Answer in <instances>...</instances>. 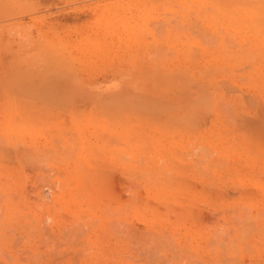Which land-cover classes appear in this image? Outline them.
Listing matches in <instances>:
<instances>
[{"label": "rangeland", "instance_id": "374dc122", "mask_svg": "<svg viewBox=\"0 0 264 264\" xmlns=\"http://www.w3.org/2000/svg\"><path fill=\"white\" fill-rule=\"evenodd\" d=\"M106 1L0 0V264L103 231L134 262L144 230L148 258L190 264L194 204L264 198V0H161L140 31L107 29Z\"/></svg>", "mask_w": 264, "mask_h": 264}, {"label": "crops", "instance_id": "0c3cea01", "mask_svg": "<svg viewBox=\"0 0 264 264\" xmlns=\"http://www.w3.org/2000/svg\"><path fill=\"white\" fill-rule=\"evenodd\" d=\"M107 0L103 3L108 14L122 13L120 21L123 26L107 29L140 31L161 29L162 3L161 0ZM97 5H99L97 3ZM148 5L150 12L147 13ZM154 15L155 19L147 21V15ZM152 26H148V25ZM94 94H106L118 90H88ZM264 143V136L263 140ZM252 175L256 180L264 183V166L253 168ZM204 200V204H194L201 208L195 212L196 221L190 226V264H264V198L252 200L251 215L240 216L234 210L226 207L244 206L237 200ZM161 235H166L163 231ZM91 240H106L99 245L91 242L90 246L82 243L76 247L75 259L67 258L66 263L56 264H178V257L169 259L155 255L148 258L146 230L139 232L138 260L131 262V256H136V246L132 232H91ZM89 239V238H88ZM123 239L119 242L116 240ZM86 255V257H84ZM173 259H177L173 263ZM47 264V263H45ZM51 264V263H48Z\"/></svg>", "mask_w": 264, "mask_h": 264}, {"label": "bare ground", "instance_id": "6f19581e", "mask_svg": "<svg viewBox=\"0 0 264 264\" xmlns=\"http://www.w3.org/2000/svg\"><path fill=\"white\" fill-rule=\"evenodd\" d=\"M0 74H1V73H0ZM4 78H5V77H4ZM4 78H3V79H4ZM5 79H6V78H5ZM3 81H4V80H3ZM4 83H5V81H4ZM8 86H9V85H8ZM13 86H14V85H13ZM13 88H14V87H13ZM5 90H6V89H5ZM12 90H13V89H12Z\"/></svg>", "mask_w": 264, "mask_h": 264}]
</instances>
